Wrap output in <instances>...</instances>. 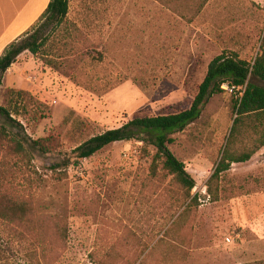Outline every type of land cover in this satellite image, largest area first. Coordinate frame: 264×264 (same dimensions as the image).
I'll return each instance as SVG.
<instances>
[{
    "label": "rangeland",
    "instance_id": "rangeland-1",
    "mask_svg": "<svg viewBox=\"0 0 264 264\" xmlns=\"http://www.w3.org/2000/svg\"><path fill=\"white\" fill-rule=\"evenodd\" d=\"M44 29L46 45L23 53L0 88L11 118L0 115V264H264V145L231 164L219 200L206 192L237 89L223 84L169 135L199 202L180 226L189 199H176L160 162L151 173L153 145L117 141L80 160L73 153L132 118L189 108L221 53L253 62L264 0H68L65 20ZM45 53L74 56L67 71L84 85L45 65ZM46 137L57 149L31 152L28 138Z\"/></svg>",
    "mask_w": 264,
    "mask_h": 264
},
{
    "label": "trees",
    "instance_id": "trees-1",
    "mask_svg": "<svg viewBox=\"0 0 264 264\" xmlns=\"http://www.w3.org/2000/svg\"><path fill=\"white\" fill-rule=\"evenodd\" d=\"M159 1L165 3V0ZM166 1L176 3L178 0ZM199 5H202V3ZM170 9L179 12L181 17H187L186 14L176 8ZM199 10L200 8H197L196 13ZM67 12L68 0H49L47 7L38 19L17 39L1 50L0 88L6 72L16 63L20 55L25 52L33 56L37 55L40 49L46 45L48 37L45 34V26L47 24L51 26L62 23ZM44 63L48 67L64 73L75 83L84 85V82L77 80L67 71L76 65L74 56L60 54V56L54 57L52 54L45 53ZM260 82H264V37L260 53L257 54L253 62L239 58L236 53H221L214 57L207 66L205 76L199 84L197 93L189 108L175 113L132 118L120 127L93 135L76 146L73 153L76 159L80 160L117 141L138 140L153 145L156 152L150 164L151 173H157V166L160 162L165 174L172 177L176 188V199H179L180 196L189 199L177 219L182 218L181 215L185 217L190 213L194 214L199 205L198 197L196 195L191 196V190L195 187V180L187 171L185 164L168 148V144L172 141L169 135L175 131L183 130L190 122L195 120L199 116L204 102L210 96L221 92L223 84L232 87L233 91L237 89L238 95L233 104L235 118L222 155L206 182V192L210 201L219 200L221 193L224 191L221 182L224 173L230 168L231 164L248 161L264 145V85ZM16 93L20 95L25 91L19 90ZM0 115L11 119L10 112L2 106H0ZM50 139V137L28 138L31 152L36 151L44 154L56 150V146ZM19 143L17 142L18 145H21ZM174 223L179 226L182 225L180 218ZM52 224L56 225L55 221ZM54 227L52 229L56 233V239L61 240L65 236L64 230L55 229ZM186 255L185 252L182 254L181 262L185 261Z\"/></svg>",
    "mask_w": 264,
    "mask_h": 264
},
{
    "label": "crops",
    "instance_id": "crops-1",
    "mask_svg": "<svg viewBox=\"0 0 264 264\" xmlns=\"http://www.w3.org/2000/svg\"><path fill=\"white\" fill-rule=\"evenodd\" d=\"M48 2L49 0H40L33 10L32 0H0V52L38 19ZM13 66L14 64L8 69L4 78L12 74Z\"/></svg>",
    "mask_w": 264,
    "mask_h": 264
},
{
    "label": "built area",
    "instance_id": "built-area-1",
    "mask_svg": "<svg viewBox=\"0 0 264 264\" xmlns=\"http://www.w3.org/2000/svg\"><path fill=\"white\" fill-rule=\"evenodd\" d=\"M227 85V84H226ZM228 87V86H227ZM230 88V87H229ZM231 89H233L232 87H231Z\"/></svg>",
    "mask_w": 264,
    "mask_h": 264
}]
</instances>
